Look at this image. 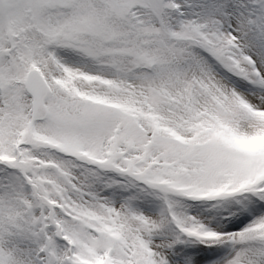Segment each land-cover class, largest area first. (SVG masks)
Listing matches in <instances>:
<instances>
[{
	"label": "snow or ice",
	"instance_id": "1",
	"mask_svg": "<svg viewBox=\"0 0 264 264\" xmlns=\"http://www.w3.org/2000/svg\"><path fill=\"white\" fill-rule=\"evenodd\" d=\"M0 264H264V0H0Z\"/></svg>",
	"mask_w": 264,
	"mask_h": 264
}]
</instances>
